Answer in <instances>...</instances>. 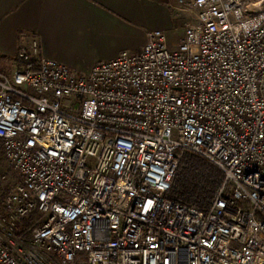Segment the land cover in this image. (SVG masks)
<instances>
[{
    "label": "built area",
    "instance_id": "2783aa9c",
    "mask_svg": "<svg viewBox=\"0 0 264 264\" xmlns=\"http://www.w3.org/2000/svg\"><path fill=\"white\" fill-rule=\"evenodd\" d=\"M177 3L176 49L154 30L80 73L32 37L37 68L0 71V264H264V2ZM184 152L224 173L206 210L171 197Z\"/></svg>",
    "mask_w": 264,
    "mask_h": 264
},
{
    "label": "crops",
    "instance_id": "0c3cea01",
    "mask_svg": "<svg viewBox=\"0 0 264 264\" xmlns=\"http://www.w3.org/2000/svg\"><path fill=\"white\" fill-rule=\"evenodd\" d=\"M176 4L177 0H0V71H13L20 46L36 37L42 56L87 73L97 62L142 50L151 31L167 33Z\"/></svg>",
    "mask_w": 264,
    "mask_h": 264
},
{
    "label": "trees",
    "instance_id": "16d2710c",
    "mask_svg": "<svg viewBox=\"0 0 264 264\" xmlns=\"http://www.w3.org/2000/svg\"><path fill=\"white\" fill-rule=\"evenodd\" d=\"M15 61L16 68L19 69L23 67H31L32 69L37 68L35 62H22L17 58ZM0 153L4 158V142L2 139H0ZM0 163H2L1 159ZM12 171L18 176L14 170ZM223 180L224 173L213 163L198 154L184 152L180 167L173 179L171 197L175 201L181 202L184 205L194 206L200 210H206L213 199L215 190L220 186ZM2 184L3 180L0 174V208L3 213L4 199L10 193V189ZM36 215L37 214L28 221H25L21 226V229L24 230L31 226ZM17 233H20V231Z\"/></svg>",
    "mask_w": 264,
    "mask_h": 264
},
{
    "label": "rangeland",
    "instance_id": "374dc122",
    "mask_svg": "<svg viewBox=\"0 0 264 264\" xmlns=\"http://www.w3.org/2000/svg\"><path fill=\"white\" fill-rule=\"evenodd\" d=\"M264 2V0H262ZM260 0H249V10H254L257 7V4ZM175 17L173 21V26L166 31V35L168 38V45L172 49H176L182 38L185 35V26L188 22L193 21V14L187 10H184L179 4H176L174 9ZM1 70V69H0ZM0 174L3 180V186L10 189V191L14 188L16 183L18 182V176L7 166L2 154L0 153ZM0 213H2V209L0 208Z\"/></svg>",
    "mask_w": 264,
    "mask_h": 264
}]
</instances>
